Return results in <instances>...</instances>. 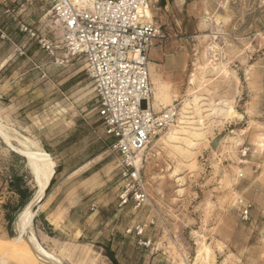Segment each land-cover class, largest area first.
Here are the masks:
<instances>
[{"label": "rangeland", "instance_id": "374dc122", "mask_svg": "<svg viewBox=\"0 0 264 264\" xmlns=\"http://www.w3.org/2000/svg\"><path fill=\"white\" fill-rule=\"evenodd\" d=\"M50 11V0H0V124L39 142L56 168L24 235L62 264H112L106 246L120 264H264V0H150L154 108L175 106L178 117L145 154L140 207L122 203L115 140L84 63L63 62ZM12 175L35 195L26 158L0 137L3 241L23 238L20 214L11 228L5 219L18 201Z\"/></svg>", "mask_w": 264, "mask_h": 264}, {"label": "built area", "instance_id": "2783aa9c", "mask_svg": "<svg viewBox=\"0 0 264 264\" xmlns=\"http://www.w3.org/2000/svg\"><path fill=\"white\" fill-rule=\"evenodd\" d=\"M50 3V14L62 32L63 62L84 63L94 85L98 115L106 134L115 140L125 183L122 203L132 199L140 207L147 201L141 177L145 154L178 117L175 106L159 112L154 108L149 58L159 30L146 17L150 0ZM42 45L54 56L52 44ZM250 210L249 204L242 207L244 220H248Z\"/></svg>", "mask_w": 264, "mask_h": 264}, {"label": "bare ground", "instance_id": "6f19581e", "mask_svg": "<svg viewBox=\"0 0 264 264\" xmlns=\"http://www.w3.org/2000/svg\"><path fill=\"white\" fill-rule=\"evenodd\" d=\"M146 17L148 20L151 19L150 10H147ZM156 80L154 81L156 90L154 93L155 107L158 105L160 97L159 92L161 89V85L157 82L158 80ZM6 131L0 124V137L3 139V141L11 148L12 151L22 154L26 158L27 164L35 176L37 191L34 195V198L19 215V228L22 231L21 235L23 234L22 240L3 241L0 239V255L11 257L20 264H62L53 255L44 250L33 236L24 235L28 229V220L33 213L34 205L44 198V194L49 188V185L55 175V165L50 159L49 155L41 148V144H39V142L28 138V135L25 137L22 135L18 136V134H16V137H12L13 134L10 136ZM12 142H14L17 146H14ZM202 250L205 251L206 254L208 253L207 247L203 248Z\"/></svg>", "mask_w": 264, "mask_h": 264}, {"label": "trees", "instance_id": "16d2710c", "mask_svg": "<svg viewBox=\"0 0 264 264\" xmlns=\"http://www.w3.org/2000/svg\"><path fill=\"white\" fill-rule=\"evenodd\" d=\"M159 5L161 8H164L167 5V0H159ZM59 171L60 170L58 169L57 172ZM54 183H55V178L53 177L49 185V188L46 190V195L50 193V190L52 189ZM8 186H9V190L18 197V201L15 205L6 204L4 206V209L6 211L5 219L8 223V227L11 228L12 225L15 223L18 214H20V212H22L23 209L33 199L34 191L31 190L30 186L28 185L27 176H17V175L10 176V179L8 180ZM44 225H46V227L50 229V226L46 221H44ZM105 249H106L105 255L109 258L111 263L120 264L119 261L116 259L114 252L111 251L110 246H106Z\"/></svg>", "mask_w": 264, "mask_h": 264}, {"label": "water", "instance_id": "95a60500", "mask_svg": "<svg viewBox=\"0 0 264 264\" xmlns=\"http://www.w3.org/2000/svg\"><path fill=\"white\" fill-rule=\"evenodd\" d=\"M46 194V193H45ZM45 194H44V196H45ZM34 198V197H33ZM42 200H43V198H42ZM42 200H40L36 205H34V208L35 207H37L41 202H42Z\"/></svg>", "mask_w": 264, "mask_h": 264}]
</instances>
